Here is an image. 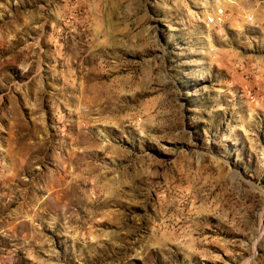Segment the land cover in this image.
<instances>
[{
    "label": "rangeland",
    "instance_id": "1",
    "mask_svg": "<svg viewBox=\"0 0 264 264\" xmlns=\"http://www.w3.org/2000/svg\"><path fill=\"white\" fill-rule=\"evenodd\" d=\"M0 264H264V0H0Z\"/></svg>",
    "mask_w": 264,
    "mask_h": 264
},
{
    "label": "built area",
    "instance_id": "2",
    "mask_svg": "<svg viewBox=\"0 0 264 264\" xmlns=\"http://www.w3.org/2000/svg\"><path fill=\"white\" fill-rule=\"evenodd\" d=\"M223 14V10L220 9L218 12H215V14L211 15L212 18V23L217 21L219 19V17H221V15Z\"/></svg>",
    "mask_w": 264,
    "mask_h": 264
}]
</instances>
